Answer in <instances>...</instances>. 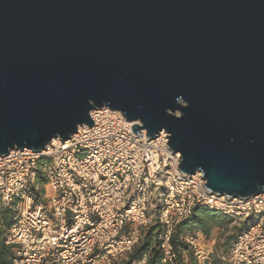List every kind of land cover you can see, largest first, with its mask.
I'll return each mask as SVG.
<instances>
[{"label": "water", "instance_id": "95a60500", "mask_svg": "<svg viewBox=\"0 0 264 264\" xmlns=\"http://www.w3.org/2000/svg\"><path fill=\"white\" fill-rule=\"evenodd\" d=\"M119 110L219 195L264 191V0H0V155Z\"/></svg>", "mask_w": 264, "mask_h": 264}, {"label": "built area", "instance_id": "2783aa9c", "mask_svg": "<svg viewBox=\"0 0 264 264\" xmlns=\"http://www.w3.org/2000/svg\"><path fill=\"white\" fill-rule=\"evenodd\" d=\"M91 117L93 125L68 140L0 155V205L15 212L6 237L12 264H114L155 224L154 245L132 264H148L153 247L160 264H214L201 229L183 236L190 257L181 260L173 242L199 204L247 226L219 256L223 264H264V191L249 198L212 193L201 171L179 169L182 155L169 147L168 132L137 135L136 122L109 107Z\"/></svg>", "mask_w": 264, "mask_h": 264}, {"label": "trees", "instance_id": "16d2710c", "mask_svg": "<svg viewBox=\"0 0 264 264\" xmlns=\"http://www.w3.org/2000/svg\"><path fill=\"white\" fill-rule=\"evenodd\" d=\"M15 217V212L12 208L4 207L0 205V264H12V255H13V247L12 245L6 244L7 237V228L13 222ZM232 218L225 215L224 213L216 210H212L205 205H197L194 209L193 214L179 224L177 228V232L174 236L173 242L180 254L181 260L183 259L184 254L187 256H191V249L186 242H184L185 234L191 231H195L196 229H201L205 235L210 236L214 227L229 224L232 222ZM248 225V224H247ZM244 227H237L235 233L229 237L228 244H231L232 240L236 238V236L242 232ZM157 229V225H152L147 233L142 237L141 241L134 250L129 253L122 262H115L114 264H132L136 259L140 257V255L144 252L145 249L154 245V234ZM151 256L149 258L148 264H160L161 260V252L159 248L153 247ZM229 248H227V252ZM215 260V259H214ZM222 262L220 258L218 260ZM190 262V258H189ZM216 262L214 261V264Z\"/></svg>", "mask_w": 264, "mask_h": 264}, {"label": "rangeland", "instance_id": "374dc122", "mask_svg": "<svg viewBox=\"0 0 264 264\" xmlns=\"http://www.w3.org/2000/svg\"><path fill=\"white\" fill-rule=\"evenodd\" d=\"M218 227H220V228L219 229L218 228L213 229L214 230L213 234L216 236V242H215V245L213 248V252H214V254H217V251L215 250V248H218L219 251L222 250L225 253H227V248H229V250H230V247L234 241V240H232L231 244H228V240H229V237L235 233L236 226L232 225V223H229V224L227 223V224L219 225ZM147 230L144 231L143 236L147 233ZM209 239H212V238H209ZM221 255L223 256V254H221ZM218 258H219V256L215 255V262H216L215 264H223V262L216 261V260H218ZM122 260H119L117 262L120 263V262H122Z\"/></svg>", "mask_w": 264, "mask_h": 264}, {"label": "crops", "instance_id": "0c3cea01", "mask_svg": "<svg viewBox=\"0 0 264 264\" xmlns=\"http://www.w3.org/2000/svg\"><path fill=\"white\" fill-rule=\"evenodd\" d=\"M214 228H220V227H218V226H216V227H214ZM213 228V229H214ZM214 233V230H212V232H211V234H210V236H207V235H205V233L203 232V234H204V240H203V242H204V244L207 246V247H209V248H211V250L213 251V248H214V245H215V242H216V236L213 234ZM214 235V236H213ZM209 238H212V239H209ZM215 250L217 251V254H214V252H213V255H214V257H215V255H218V256H220L221 254H223V256L225 255V254H228V252L227 253H225L224 251H219L218 250V248H215ZM222 256V255H221Z\"/></svg>", "mask_w": 264, "mask_h": 264}]
</instances>
